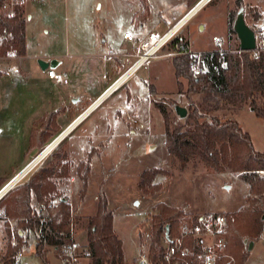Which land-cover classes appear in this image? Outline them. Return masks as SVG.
I'll return each mask as SVG.
<instances>
[{"label":"rangeland","instance_id":"374dc122","mask_svg":"<svg viewBox=\"0 0 264 264\" xmlns=\"http://www.w3.org/2000/svg\"><path fill=\"white\" fill-rule=\"evenodd\" d=\"M205 1L26 0L28 55L36 61L38 57L47 60L48 56H55L61 50H65L67 44L84 42L92 24L99 25L102 30L106 29L104 24H107L109 34L121 35L125 28L135 30V26L130 25L129 19L133 18L135 24H138L145 17L150 28L155 23L159 24L153 27L151 33L162 34L176 26L194 6L189 16L179 22L182 26L172 37L181 35L185 40H189L191 51L197 54L206 50L233 47L237 40L229 33L231 24L229 15L238 8L236 0ZM243 4L247 22L254 24V27L264 22V0H243ZM253 9H257L263 16L255 19ZM168 51L163 48L159 54ZM3 60L0 59V66ZM134 60L136 58L132 59ZM177 81L173 57L153 58L125 82L120 92L113 95L89 120L67 136L60 147L43 157L42 162L32 168L25 179L17 183H26L44 163H48L46 160L56 163L57 160L59 162L58 154L64 151L68 153V162L60 161L59 169L66 163L69 177L76 176V178L74 182H71L69 177L61 179L65 182L61 192L68 196L74 215H77L74 226V232L77 233L74 238L78 242L77 254L80 251V254L87 255L85 247L89 243L88 217L96 212L97 202L103 195L114 210L115 229L123 239L124 253L130 262L149 253V233L153 224L152 209L158 201L176 206L184 210L188 216L206 214V212L234 211L245 204L248 185L239 176L231 171L216 172L203 163L197 165L191 163L182 170L178 158L168 152L165 122L160 109L156 106V100L167 102L173 98L177 104L189 108L190 99L185 93L186 81L184 91H180ZM151 84L155 85L156 90H152ZM194 97L199 99L197 95ZM126 98L129 104L128 111L116 112V109L108 107L112 103L125 101ZM241 109L221 110L213 114L239 120L242 127L252 136L255 148L264 151V119L252 111L249 104ZM95 120H98V124H102L90 134V138L95 139L94 145L80 146L72 152L69 144L77 139L84 129L92 126ZM78 121L76 120L60 134L51 145L67 135ZM96 125L94 124L93 128ZM82 140L88 143L86 139ZM53 152L55 153L52 155ZM109 155L114 160H108ZM5 157L3 165L18 161L15 158L16 152ZM82 157L85 160L81 162L91 165L87 191L83 195L80 191L82 180L78 174H75ZM91 158L93 163L89 161ZM34 163L33 161L31 165ZM21 167L22 165L18 166L16 170ZM156 167L168 170L169 173L157 176L154 182L160 183V188L145 193L138 186L142 178V170ZM12 173L13 171L10 172V177ZM54 179L56 180V177ZM59 179L56 181L59 182ZM30 239L25 248L22 264H44L42 258L35 253L36 239L33 233ZM248 240L250 242L251 239ZM246 245L248 246V243ZM47 255L50 264L74 263H68L64 258L58 257L54 249H51ZM82 262L86 264L88 261L79 258L75 264H84ZM262 262H264V234L257 238L253 247L249 249L245 264Z\"/></svg>","mask_w":264,"mask_h":264},{"label":"trees","instance_id":"16d2710c","mask_svg":"<svg viewBox=\"0 0 264 264\" xmlns=\"http://www.w3.org/2000/svg\"><path fill=\"white\" fill-rule=\"evenodd\" d=\"M11 1L0 0V59L4 60L22 57L28 48L26 0H14L13 15L10 13ZM236 4L238 8L229 15V33L237 40L233 47L197 54L191 51L189 40L181 35L172 37L163 47L181 51L173 58V64L180 91L185 90L186 81L185 93L190 99L187 116L180 118L175 109V99L167 102L156 100L165 122L167 150L178 158L182 170L191 163H203L216 172L231 171L248 185L245 204L237 210L223 212L229 218V227L226 251L218 264H245L249 255L245 239L256 241L264 234V151L255 148L252 136L239 120L213 114L221 110L236 111L249 104L250 109L264 119V52L241 49L234 19L244 5L243 0H236ZM253 12L255 19L263 16L257 9ZM144 19L139 23L143 24ZM198 68L199 73L195 72ZM151 87L156 90L155 85L151 84ZM45 119L52 122L54 114L41 118ZM44 134L45 131L34 129L32 145L38 144ZM59 166L60 163L53 162L43 164L26 183L11 188L0 199L8 219L17 218L19 226L35 233L36 254L44 264H50L47 254L51 249L64 258L63 247L76 242L74 226L77 215L73 213L68 196L59 190L54 179L58 176ZM66 166L65 163L63 167ZM90 170V164L80 162L77 165V173L82 180L81 195L87 191ZM142 171L138 186L145 193L160 188V183L154 181L159 174L169 173L158 167ZM3 183L0 178V187ZM97 205L96 212L88 217L86 254L90 261L87 264H126L124 242L115 230L114 210L104 195L100 196ZM151 219L148 257L151 264H162L166 232L171 238L181 236L186 228L198 221V214L188 216L184 210L158 201L152 209ZM187 246L190 255L185 259L179 258L176 264H202L199 257L202 251L197 241L191 238ZM21 248L20 243L10 244L3 264H17L15 255Z\"/></svg>","mask_w":264,"mask_h":264},{"label":"crops","instance_id":"0c3cea01","mask_svg":"<svg viewBox=\"0 0 264 264\" xmlns=\"http://www.w3.org/2000/svg\"><path fill=\"white\" fill-rule=\"evenodd\" d=\"M144 20L143 24L139 22L135 24L133 18L129 19L130 25H134L135 30L125 28L122 30L121 35L117 33L109 34V26L107 24H104V28L106 27L104 30L99 25L92 24L90 31L87 33V39L84 42L79 41L67 44L65 50H61L55 56H48L47 60L38 57L36 61L28 55L29 44L27 34V53L22 57L3 60L0 66V178L4 180V183L0 187V191L11 179L18 176L25 168L31 165L42 150L51 145L60 134L72 126L90 106L100 100L95 105L96 108L82 117L67 135L58 140L37 163L26 171L19 181L25 179L28 172L42 162L43 157L53 149L60 147L67 136L74 133L77 128L89 120L113 95L120 92L125 82L142 67H138L132 71L122 83L113 88L115 83L130 70L129 68L135 61H132V59L136 58L133 54L137 50L140 40L152 34L153 27L159 25L155 23L150 28L147 25V19ZM125 31L132 32L137 44L124 37ZM49 69L63 73L67 81L58 82L55 80L49 76ZM111 88L113 89L111 90ZM128 105V99L126 98L125 101L112 103L108 107L116 109V112H121L128 111ZM51 113L54 114L52 122L47 121V119L45 121L41 120L43 116L47 118ZM97 122L98 120H95L92 126L84 129V132L69 144L72 152L80 146L94 145L95 139L94 137L90 138V134L102 124H98ZM94 124H97L95 128H93ZM34 129L40 130V132L45 131V137L39 140V143L36 145H32L31 142V135ZM82 139H86L88 143L82 142ZM12 152H16L17 157L15 158L18 161L11 162L10 165H3V161L6 160L5 155L8 157ZM62 155L63 157H61ZM58 157L59 162H68L69 158L66 151L58 154ZM107 159L114 160L112 156ZM84 160L85 158L82 157L79 163ZM50 161L46 160V162ZM89 161L93 163L92 158ZM59 162L58 160L56 161L58 164ZM20 165L22 167L16 170ZM61 167L58 171V176H56V180L60 178V181H57L59 190L64 187L65 183L61 179L69 177L68 168H64L63 165ZM12 171L13 173L10 177L9 175ZM262 173L264 175V171ZM75 178L76 176L69 177L71 182H74ZM10 190H6L0 196V199ZM262 200H264V197H262ZM17 222V218L8 219L4 206L0 205V264L5 262V255L9 245L19 243L22 244V248L18 251L22 252L20 257L22 264L25 248L31 240V233L34 234L36 239L34 232L23 229ZM74 236H77L76 232H74ZM36 244L37 239L35 242V253ZM18 252L15 255L16 257ZM78 254L80 259L84 258L88 262L90 261L88 255L84 256L80 254V251ZM140 259L135 258L130 262L125 253L126 264H140ZM260 264H264V262Z\"/></svg>","mask_w":264,"mask_h":264},{"label":"built area","instance_id":"2783aa9c","mask_svg":"<svg viewBox=\"0 0 264 264\" xmlns=\"http://www.w3.org/2000/svg\"><path fill=\"white\" fill-rule=\"evenodd\" d=\"M13 4L14 0H12L10 3L11 15L14 14ZM254 28L257 44L256 48L253 50L256 53L261 51L264 52V22L260 23ZM174 33L169 35V37H166L168 31L162 34L153 32L152 34H149L140 40L137 50L133 54L136 57V60L132 63L129 69L135 70L138 67L148 64L153 58L165 57L170 59L180 54L181 51L174 49H170L164 54H159V52L169 42ZM124 37L133 41L134 44H137V41L135 40L131 31H126L124 33ZM214 38L216 39V37ZM144 55H146V58H144ZM199 71L200 69L198 68L195 72L199 73ZM48 74L58 82L67 81L63 73L55 71L54 69H49ZM20 174L11 179L4 188L8 187V189H11V187L16 185L21 178ZM228 227L229 220L224 213L206 212V214L198 215V221L191 225V227L186 228L182 232L181 236H175L174 238L166 236L165 257L162 264H176L179 258H187V256H189L191 253L190 248L187 246V241L191 238L196 240L198 245L201 247L202 252L200 253L199 257L202 264H218V261L221 255L224 253V248L227 244ZM77 246L78 242H74L66 244L63 247L62 251L63 255H65L64 259L68 263L74 262L73 264H75V262L78 261L79 254L76 253ZM21 255L22 252H18L17 264H21ZM140 264H151L148 255L143 254L140 259Z\"/></svg>","mask_w":264,"mask_h":264},{"label":"water","instance_id":"95a60500","mask_svg":"<svg viewBox=\"0 0 264 264\" xmlns=\"http://www.w3.org/2000/svg\"><path fill=\"white\" fill-rule=\"evenodd\" d=\"M204 26L202 25V28ZM234 29L237 33V37L240 40V47L243 50H251L256 48V44H257V38L255 36V28L249 24L246 19H245V6L240 7V9L238 10V13L234 19ZM176 112L179 114L180 117L184 118L187 116L188 114V108L179 104H176L175 106ZM52 148V146H47L46 148H44L42 150V152L36 157V159L34 160L35 163H37L42 156L48 152L50 149ZM34 163V164H35ZM34 164H32L30 167H28L26 169V171L31 168ZM23 172L22 174H20V177H22L25 173ZM19 177V178H20ZM6 190H8V187L3 188L0 191V196L2 194H4L6 192ZM168 235V233L166 232V236ZM245 243H248V248L251 249L254 245V240H251L249 242L248 238L245 239Z\"/></svg>","mask_w":264,"mask_h":264},{"label":"bare ground","instance_id":"6f19581e","mask_svg":"<svg viewBox=\"0 0 264 264\" xmlns=\"http://www.w3.org/2000/svg\"><path fill=\"white\" fill-rule=\"evenodd\" d=\"M207 1H209V0H206L205 2H207ZM200 4H201V1L199 2ZM197 4L198 6L200 5V4ZM197 5H196V7H197ZM194 8H195V6H194ZM194 8L189 12V13H187L184 17H182L179 21H178V23L176 24V26H174L171 30H169L168 31V34H167V36L166 37H169V35H171V34H173L174 32H176L177 30H180V28H181V24L179 23V22H181L183 19H185L186 17H188L189 16V14L194 10ZM202 8V7H201ZM202 10V9H201ZM144 58H146V55H144ZM132 71H134V69H131V71H127L125 74V76L123 75L122 77H125V78H123L121 81H119V82H117V83H115V85L113 86V88L114 87H116L120 82H122V81H124L128 76V74H130ZM121 77V78H122ZM113 88H111V90L113 89ZM106 97V96H105ZM100 101V100H99ZM99 101H97V102H95L92 106H90L89 107V109L88 110H86L84 113H83V115L80 117V119L83 117V116H85V114H87L89 111H91L94 107H95V105L99 102ZM96 108V107H95ZM95 112V111H94ZM80 119H78V120H80ZM58 141H56L54 144H52L51 146L53 147L56 143H57ZM25 172V171H24ZM22 174V173H21Z\"/></svg>","mask_w":264,"mask_h":264}]
</instances>
